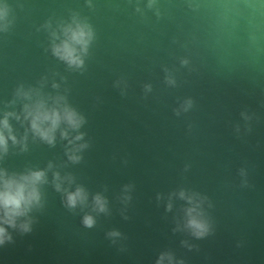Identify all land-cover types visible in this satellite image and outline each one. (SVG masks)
Instances as JSON below:
<instances>
[{"label": "water", "instance_id": "water-1", "mask_svg": "<svg viewBox=\"0 0 264 264\" xmlns=\"http://www.w3.org/2000/svg\"><path fill=\"white\" fill-rule=\"evenodd\" d=\"M6 3L13 23L0 32V115L22 113L21 84H43L85 117L78 143L88 147L73 163L59 131L48 144L28 121L10 118L21 143L9 141L0 167L47 169L48 183L31 231L9 229L0 264H156L164 251L183 264H264V14L250 7L258 0ZM77 14L95 39L84 66L70 68L53 54L47 25ZM187 99L191 108L178 115ZM57 171L75 177L71 190L88 191L87 206L67 205ZM180 189L207 197L205 236L183 228L186 201L174 197L168 210ZM98 192L108 199L106 213L93 211ZM89 213L91 227L83 222ZM114 230L121 235L109 236Z\"/></svg>", "mask_w": 264, "mask_h": 264}, {"label": "clouds", "instance_id": "clouds-1", "mask_svg": "<svg viewBox=\"0 0 264 264\" xmlns=\"http://www.w3.org/2000/svg\"><path fill=\"white\" fill-rule=\"evenodd\" d=\"M155 4L156 0H148L149 8H153ZM261 6H264V0L250 3L254 12L264 14V7ZM12 23L6 0H0V32L7 31ZM47 27L51 30L53 54L66 62L70 68H82L85 64V56L95 39V30L87 18H81L77 14L73 15L70 22H61L56 28H53L49 22ZM187 62V60L182 61L184 64ZM167 80L169 84H175V79L171 75L167 77ZM52 86L53 88L60 87L57 83ZM146 90L150 91L151 85H147ZM15 95L26 102L23 104L22 113L9 111L0 115V159L8 152L10 140L14 144L21 143L10 123V118L15 117L17 120L28 121L30 131L34 136L48 144L56 143L59 131L60 137L68 142L66 146L68 159L73 163L79 162L82 159V151L88 147L86 141L78 143L84 141L85 133L79 130L86 121L85 117L68 102L67 96L59 93L56 95L46 94L43 91V84L40 87L27 88L21 84L16 89ZM192 103L191 99L185 100L177 109V114L187 111L191 108ZM62 125L66 126L62 127ZM73 132L76 134L72 135ZM27 138L26 132L24 141H27ZM53 167L54 165L50 162L48 168ZM65 182L68 184L67 188L64 187ZM46 183H48L47 169L9 173L7 169L0 167V245L12 240L10 228L21 232L31 231L33 218L30 214L34 209L43 206L41 186ZM54 183L57 191L65 193L66 203L69 207L87 206L88 191L82 185H77L74 191L71 190V185L75 183L74 176L71 174L62 176L57 171L54 173ZM130 187V185L125 186L123 196L125 201L131 199L128 194ZM177 196L186 201V206L183 209V228L189 230L193 236H205L211 227L203 207L207 197L196 191L180 189L179 192L170 194L167 205L169 211L173 207V198ZM108 203L107 197L102 193L98 192L92 197V207L95 212H108ZM83 222L91 227L96 222L95 216L91 213L86 214ZM120 235L121 233L115 230L109 233L111 237ZM156 264H183V261H178L173 252L164 251L160 253Z\"/></svg>", "mask_w": 264, "mask_h": 264}]
</instances>
